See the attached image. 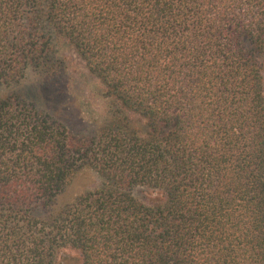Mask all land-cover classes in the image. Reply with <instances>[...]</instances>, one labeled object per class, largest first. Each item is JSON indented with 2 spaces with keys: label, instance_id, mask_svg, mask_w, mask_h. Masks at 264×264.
Returning <instances> with one entry per match:
<instances>
[{
  "label": "trees",
  "instance_id": "trees-1",
  "mask_svg": "<svg viewBox=\"0 0 264 264\" xmlns=\"http://www.w3.org/2000/svg\"><path fill=\"white\" fill-rule=\"evenodd\" d=\"M0 264H264V0H0Z\"/></svg>",
  "mask_w": 264,
  "mask_h": 264
},
{
  "label": "rangeland",
  "instance_id": "rangeland-1",
  "mask_svg": "<svg viewBox=\"0 0 264 264\" xmlns=\"http://www.w3.org/2000/svg\"><path fill=\"white\" fill-rule=\"evenodd\" d=\"M61 54L66 59L68 70L73 80L72 93L67 105L57 106L53 110L66 120L74 131H83L92 118L104 110L105 100L101 95V82L89 71L86 63L69 44L61 47ZM32 76L27 79L29 87H32ZM100 182L98 175L89 169L79 172L64 192L59 196L57 206L62 207L71 203L84 192L95 188ZM140 197L148 200L155 194L147 191L137 192Z\"/></svg>",
  "mask_w": 264,
  "mask_h": 264
}]
</instances>
